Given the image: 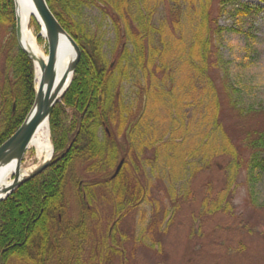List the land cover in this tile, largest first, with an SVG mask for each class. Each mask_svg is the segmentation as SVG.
<instances>
[{"label": "trees", "instance_id": "obj_1", "mask_svg": "<svg viewBox=\"0 0 264 264\" xmlns=\"http://www.w3.org/2000/svg\"><path fill=\"white\" fill-rule=\"evenodd\" d=\"M258 1L264 3V0ZM148 2L46 0L60 26L78 45L80 58L62 101L49 116L54 150L49 166L0 202V264H80L82 239L79 235H87L89 227L82 219L75 224L65 218L66 176L76 167L92 176L83 184L82 192H79L80 187L76 188L80 204L85 206L83 211L94 205L98 191L103 200L114 205L115 213L144 200V191L139 183L129 182L128 172L131 167L138 169L139 158L154 148L153 158L164 166L172 164L170 157L178 162L177 167L194 161L195 164L201 162L204 168L210 166L215 157L228 159L227 187L240 171L245 169L251 176L258 167L257 160L264 153V130H245L244 139H240L235 148L222 130L223 110L213 86L205 93L209 108L208 131L196 127L191 135V130L182 127L180 110L187 99L177 78L212 69L213 64L209 63L212 36L222 31L211 19L210 0H188L185 5L173 2L169 11L170 30L165 25H151L157 3L148 6ZM227 3L220 0L223 6ZM93 9L102 20L109 22L114 33L116 41L111 63L105 57V43L98 31L83 22L84 12ZM182 21L191 33L176 38ZM34 27L39 32V28ZM0 28H11L14 32L11 0H0ZM186 39H189L187 47ZM14 46V36L11 43L3 46L0 145L19 128L34 100L32 62ZM159 55L164 60L161 67L166 65L164 68L169 71L170 84L165 80L156 81L160 71L156 65ZM130 80H134L137 90L130 105L124 106L121 86ZM167 85L169 89L165 88ZM227 100L237 119L256 112L253 108L238 109L234 97ZM189 141L190 150L186 148ZM120 160H123L122 167L112 177ZM210 208L209 214L220 209L219 206ZM15 215L25 218L29 224L24 229L19 227L9 232L4 227L5 221ZM91 215L94 213L89 217ZM110 240L112 244V234ZM110 250L117 253L115 249Z\"/></svg>", "mask_w": 264, "mask_h": 264}, {"label": "rangeland", "instance_id": "obj_2", "mask_svg": "<svg viewBox=\"0 0 264 264\" xmlns=\"http://www.w3.org/2000/svg\"><path fill=\"white\" fill-rule=\"evenodd\" d=\"M175 1L185 5L188 0H149L148 6L157 3L151 25H165L170 30L172 16L169 11ZM227 1L223 6L220 0H210L211 19L222 29L212 36L214 42L209 61L213 64L212 69L200 73L194 71L189 76L183 74L177 78V84L183 88L187 99L180 110L182 127L191 130V135L196 127L208 131L209 108L205 93L213 86L223 110L222 130L236 148L239 140L244 139L245 130H264V3L258 0ZM83 22L98 31L105 43V57L111 63L116 40L109 22L102 20L95 9L84 12ZM180 27L181 31L175 33L176 38L191 33L184 21ZM34 35L46 56V41L38 36L36 29ZM13 36L15 22L14 32L11 28H0V73L5 56L3 46L11 43ZM14 47L19 48L17 43ZM127 47L131 49L129 45ZM156 59L160 69L156 81L165 80L170 84L166 65L161 67L163 57L159 55ZM121 87L122 103L128 106L135 98V82L130 80ZM175 92L172 91L174 95ZM229 97L236 98L238 109L253 108L256 112L237 119L236 112L229 109ZM2 122L0 116V130ZM50 142L53 150L52 140ZM191 144L190 141L186 144L188 150ZM154 150L139 158L138 169L131 167L128 172L129 182L139 183L144 191V200L120 213H115L114 205L103 200L98 191L94 205L84 212L85 206L80 204L76 188L80 187L79 192H82L83 184L92 176L78 167L68 172L65 218L75 224L84 220L89 227L87 235H91L89 245L82 248L83 252L79 251L80 264H264V153L257 160L258 167L253 175L249 176L244 169L227 187L228 159L215 157L210 166L204 168L201 162L195 164L194 161L177 167L178 162L170 157L172 164L164 166L153 158ZM41 163L34 159L32 152L26 151L21 171L34 169ZM218 202L221 205H214ZM211 206L220 209L209 214ZM90 213L94 216L89 217ZM28 224V220L15 215L5 221L4 227L12 232L19 227L24 229ZM109 231L113 236L111 247L107 238Z\"/></svg>", "mask_w": 264, "mask_h": 264}, {"label": "water", "instance_id": "obj_3", "mask_svg": "<svg viewBox=\"0 0 264 264\" xmlns=\"http://www.w3.org/2000/svg\"><path fill=\"white\" fill-rule=\"evenodd\" d=\"M34 10L40 19L43 39L47 44L46 59H35L27 53L20 45V28L16 17L15 22V39L19 49L30 59L34 67L35 62L39 68V80L34 91V100L19 128L0 145V168L14 164V173L12 182L9 186L0 189V201L7 198L16 188L41 174L50 164L51 157L39 164L30 173L25 176L20 174V166L23 156L27 150L30 139L35 133L38 126L44 121H49L52 109L61 102L66 93L76 65L80 58V50L76 42L60 26L52 12L50 11L46 0H31ZM15 5V4H14ZM40 36V33H39ZM61 37H65L74 52L73 58L69 61L65 72L58 78L57 64L59 58V46ZM51 141V140H50ZM123 164V160L117 165L112 177H115Z\"/></svg>", "mask_w": 264, "mask_h": 264}, {"label": "bare ground", "instance_id": "obj_4", "mask_svg": "<svg viewBox=\"0 0 264 264\" xmlns=\"http://www.w3.org/2000/svg\"><path fill=\"white\" fill-rule=\"evenodd\" d=\"M13 5V14L18 20L20 28V45L29 54L33 55L35 59H46V56L40 50L36 37L34 35V25L39 28L40 37L43 38L42 24L36 11L34 10L31 0H11ZM15 4V5H14ZM34 31V32H33ZM74 52L65 37H61L59 46V58L57 64L58 78L65 72L69 61L73 58ZM39 68L35 62V86L39 80ZM32 152L35 160L41 162L47 161L52 154V146L49 139L48 122L41 123L29 141L27 150ZM33 169L21 171L22 176L27 175ZM14 173V164H10L0 168V189L7 187L12 182V175Z\"/></svg>", "mask_w": 264, "mask_h": 264}, {"label": "flooded vegetation", "instance_id": "obj_5", "mask_svg": "<svg viewBox=\"0 0 264 264\" xmlns=\"http://www.w3.org/2000/svg\"><path fill=\"white\" fill-rule=\"evenodd\" d=\"M110 231H109V234H108L107 238H108V241H109L108 244H110V247H111L112 244H111V240H110V237H111ZM90 236H91L90 234L89 235H79L80 239H82L81 242H79V243H81V248H83L84 246L87 247V245H89V244H87V241H88L87 238L90 237ZM83 239H85V240H83ZM107 247H109V246L107 245ZM83 251H84V249H81V252H83Z\"/></svg>", "mask_w": 264, "mask_h": 264}]
</instances>
